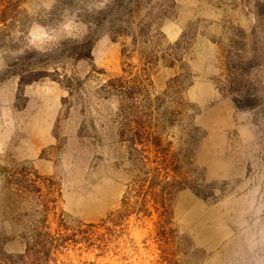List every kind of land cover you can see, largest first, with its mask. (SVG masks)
<instances>
[{"label":"rangeland","instance_id":"1","mask_svg":"<svg viewBox=\"0 0 264 264\" xmlns=\"http://www.w3.org/2000/svg\"><path fill=\"white\" fill-rule=\"evenodd\" d=\"M0 264H264V0H0Z\"/></svg>","mask_w":264,"mask_h":264},{"label":"trees","instance_id":"2","mask_svg":"<svg viewBox=\"0 0 264 264\" xmlns=\"http://www.w3.org/2000/svg\"><path fill=\"white\" fill-rule=\"evenodd\" d=\"M52 240V239H51ZM53 241V240H52ZM49 244H51V241L49 242Z\"/></svg>","mask_w":264,"mask_h":264}]
</instances>
